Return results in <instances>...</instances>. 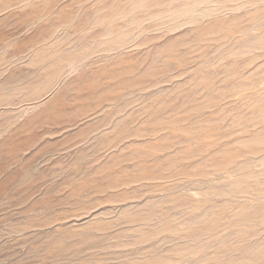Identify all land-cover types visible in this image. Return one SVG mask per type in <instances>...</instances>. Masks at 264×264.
<instances>
[{"label": "rangeland", "instance_id": "1", "mask_svg": "<svg viewBox=\"0 0 264 264\" xmlns=\"http://www.w3.org/2000/svg\"><path fill=\"white\" fill-rule=\"evenodd\" d=\"M0 264H264V0H0Z\"/></svg>", "mask_w": 264, "mask_h": 264}]
</instances>
